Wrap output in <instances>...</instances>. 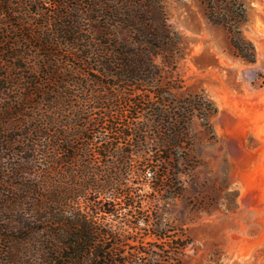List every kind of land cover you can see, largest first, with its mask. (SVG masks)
I'll return each mask as SVG.
<instances>
[{
	"label": "rangeland",
	"instance_id": "obj_1",
	"mask_svg": "<svg viewBox=\"0 0 264 264\" xmlns=\"http://www.w3.org/2000/svg\"><path fill=\"white\" fill-rule=\"evenodd\" d=\"M59 1L40 0L48 15L35 16L37 6L22 0L24 5L27 4L22 8L18 6V1L14 2L17 14L8 9L6 17L0 16L2 154L7 148L14 153L21 149L17 146L13 151L6 143L18 122L14 118L17 102L24 95L41 88L42 93L35 92L28 102L41 101L40 106L31 104L30 108H34L39 117L49 116L47 110L51 106L48 99L54 97L49 94V89L56 87L58 77L49 78L47 83L46 75L37 78V74H29L28 70L14 69V62L10 64L6 61L8 58L2 55L1 49L15 45L17 50L24 52L20 48L21 44H18V38L25 33L31 36L30 31L48 36L52 29L49 21L54 20L51 16L57 10ZM64 1L79 7L91 2ZM102 2L112 7L123 5L130 17L134 15L133 9H136L143 13L144 19H152L157 25L165 24L168 37L162 36L155 43L157 54L153 58V65L158 73L156 93H152L147 84L143 90L136 92L129 88L107 87L108 94H113L117 99H110V102L96 100L88 115L100 118L106 114L107 108L113 106L110 114L114 118L118 115L122 118V125L118 127L122 129L123 125L135 123L131 119L142 122L151 119L156 109H162L171 112L176 118L185 117L184 128L187 133L185 154H182L186 160L179 163L176 173V179L182 187L181 196L172 197L170 192L153 193L150 187H146L142 194L148 197L137 219L124 214L119 221H112L110 217L106 216L104 220L105 217L101 216L104 221L115 223L121 234L117 241L120 254L117 260L127 264H264V0ZM22 11L28 14L21 15ZM85 25V30L94 27L93 24L90 27ZM232 31L252 43L256 62L239 56L232 43ZM133 37L128 34L129 41ZM144 46L148 48L146 44ZM52 51L54 55H59L56 60L61 73L79 68L83 73H90L89 80L99 75L84 66L80 68V63L65 46H54ZM36 53L38 51L35 49L28 50L29 55ZM40 55L45 60L48 57L46 52ZM38 61L34 58L28 63L20 61L15 64L21 68L33 67L35 63H40ZM21 74L37 79L33 88H26L24 82L20 81ZM79 78L87 80L81 76ZM107 81L114 83L112 80ZM84 87L72 90L77 95L73 99H61L60 102L66 103L64 107L67 111L72 102L78 105V100L84 102L86 98H93L87 94V90H105L98 89L94 84ZM98 97L101 99L104 96L101 94ZM134 102L140 103L133 107ZM7 113L12 117H8ZM24 113L32 115L34 111L29 109ZM111 136L120 146L126 145L127 140L122 136ZM157 146L156 143L153 145L154 156L160 159L163 154L155 150ZM176 150L172 152L174 159L178 156ZM12 152H8L7 159L0 161L2 176L8 184L11 181L17 183L9 173L16 163ZM36 165L37 176L43 183L46 175L41 158ZM7 185L0 183V227L9 217L14 218L4 211L5 202L12 196L11 185ZM80 202L84 206L87 204L83 199ZM143 216L150 220L151 226H124L128 223L127 218L137 223ZM45 247L27 241H23L21 246H11L5 236L0 241V264H52L53 260Z\"/></svg>",
	"mask_w": 264,
	"mask_h": 264
},
{
	"label": "trees",
	"instance_id": "obj_2",
	"mask_svg": "<svg viewBox=\"0 0 264 264\" xmlns=\"http://www.w3.org/2000/svg\"><path fill=\"white\" fill-rule=\"evenodd\" d=\"M15 1L19 2L20 8L27 5L22 0H0L2 18L6 17L8 9L17 14L14 11ZM60 1L51 16L54 20L49 21L52 29L48 36L30 31L31 36L25 33L18 38L24 52L17 50L15 45L1 49L2 55L8 58L6 61L10 64L14 62V69L28 70L29 74H37V78L46 75L47 83L53 76H57L58 80L56 87L49 89V94L54 95L48 99L51 106L47 110L49 116L39 117L35 109L30 108L31 104L40 106L41 101L28 102L35 92L42 93L41 88L24 95L17 102L14 118L18 122L6 143L13 151L17 146L21 149L14 153L7 148L3 151L5 153H0V161L7 159L8 152H12L14 160L16 158L9 173L17 183L5 182L0 167V183L11 185L12 190L4 211L14 218L9 217L0 227V241L6 236L11 246H21L23 241L43 244L53 260L52 264H127L117 260L120 256L117 241L121 236L117 225L104 220L110 217L112 221H119L124 214L137 219L148 197L142 194L146 187H150L153 193L170 192L172 197L181 196L182 187L176 173L179 163L186 160L182 156L185 154L187 136L184 128L186 118H176L171 112L156 109L151 119L136 122L134 118L131 121L135 123H128L119 129L122 118L119 115L117 118L111 116L113 106L107 108L106 114L100 118H93L88 113L96 100L110 102V99H117L113 94H108L107 87L129 88L136 92L143 90L147 84L150 91L156 93L158 73L153 65V58L157 54L155 43L162 36L168 37V28L165 24L153 23L152 19H144L143 13L136 9H133L134 15L130 17L123 5L112 7L103 4L102 0H91L87 6L79 7ZM26 3L37 6L35 16L48 15L40 0H27ZM20 14L27 15L28 12L22 11ZM85 24L89 27L93 24L94 27L85 30ZM128 34L134 36L132 41H129ZM231 34L239 56L256 62L252 43L233 31ZM60 45L75 57L80 68L84 66L99 75L89 80L90 73H83L79 68L61 73L56 60L59 55H54L52 51V47ZM31 49L38 53L29 55L28 50ZM42 52L48 54L46 60L40 55ZM34 58L40 62L35 63V67L21 68L15 64L20 61L28 63ZM80 76L87 80L80 79ZM35 79L25 77V74L20 76V81L28 89L33 88ZM91 84L105 90H87V94L93 98H86L84 102L78 100V105L72 102L67 111L64 107L66 103L60 102L61 99H73L77 96L73 94L76 92L72 91L74 88H85V85ZM101 94L104 97L100 99L98 96ZM139 103L132 105L137 107ZM29 109H33L32 115L24 113ZM7 115L12 117L9 113ZM113 134L127 140V147L116 143L111 136ZM155 143L158 145L155 150L163 154L160 159L154 156ZM174 149L178 154L175 159L172 153ZM39 158L46 175L43 183L37 176ZM82 199L87 203L85 206L80 202ZM127 220L124 226L131 228L151 226L150 220L144 216L137 223L130 218Z\"/></svg>",
	"mask_w": 264,
	"mask_h": 264
}]
</instances>
